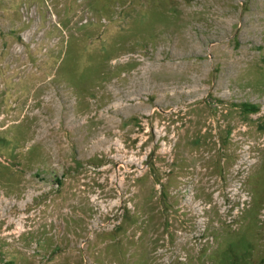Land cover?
Wrapping results in <instances>:
<instances>
[{
    "label": "rangeland",
    "instance_id": "1",
    "mask_svg": "<svg viewBox=\"0 0 264 264\" xmlns=\"http://www.w3.org/2000/svg\"><path fill=\"white\" fill-rule=\"evenodd\" d=\"M0 264H264V0H0Z\"/></svg>",
    "mask_w": 264,
    "mask_h": 264
}]
</instances>
